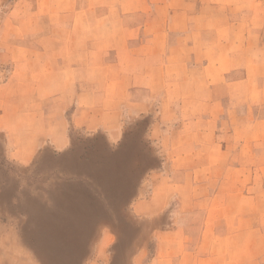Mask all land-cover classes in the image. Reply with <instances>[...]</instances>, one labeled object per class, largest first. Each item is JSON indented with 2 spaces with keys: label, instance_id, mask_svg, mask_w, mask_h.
Listing matches in <instances>:
<instances>
[{
  "label": "crops",
  "instance_id": "1",
  "mask_svg": "<svg viewBox=\"0 0 264 264\" xmlns=\"http://www.w3.org/2000/svg\"><path fill=\"white\" fill-rule=\"evenodd\" d=\"M6 68L20 99L28 84L63 110L76 100L87 131L116 132L123 105L182 119L135 206L156 229L151 264H264V0H0ZM68 124L62 113L22 158L65 147Z\"/></svg>",
  "mask_w": 264,
  "mask_h": 264
},
{
  "label": "rangeland",
  "instance_id": "2",
  "mask_svg": "<svg viewBox=\"0 0 264 264\" xmlns=\"http://www.w3.org/2000/svg\"><path fill=\"white\" fill-rule=\"evenodd\" d=\"M0 71V254L27 263L30 257L33 264H151L156 229L135 206L161 182L163 160L173 157L161 145L182 119L159 117L156 102L147 116H133L123 105L116 132L111 122L87 131L72 123L76 100L63 110L60 94L37 101L28 84L20 99L11 70ZM98 108L112 107L104 101ZM62 113L67 145H45L29 164L22 157L35 138L48 144L52 133L43 129ZM223 125L229 137L227 121ZM53 136H59L56 128Z\"/></svg>",
  "mask_w": 264,
  "mask_h": 264
},
{
  "label": "bare ground",
  "instance_id": "3",
  "mask_svg": "<svg viewBox=\"0 0 264 264\" xmlns=\"http://www.w3.org/2000/svg\"><path fill=\"white\" fill-rule=\"evenodd\" d=\"M2 240V239H1ZM1 243V242H0ZM3 244V243H2ZM1 249V248H0ZM2 251V249H1ZM7 253V252H6ZM6 253H2L0 254V264H33V260L28 257L29 262H21L20 259L16 258V257H10L8 254ZM27 257L25 258V260L27 259ZM35 263V262H34Z\"/></svg>",
  "mask_w": 264,
  "mask_h": 264
}]
</instances>
